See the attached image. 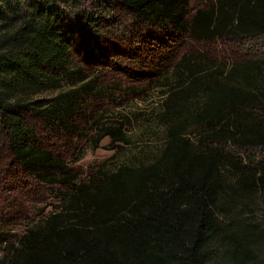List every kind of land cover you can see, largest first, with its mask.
Masks as SVG:
<instances>
[{
	"label": "trees",
	"instance_id": "obj_1",
	"mask_svg": "<svg viewBox=\"0 0 264 264\" xmlns=\"http://www.w3.org/2000/svg\"><path fill=\"white\" fill-rule=\"evenodd\" d=\"M209 1L191 13L186 0L104 3L197 42L264 36V0ZM80 2L0 0V162L13 159L39 184L70 191L58 211L3 240L0 264H264V58L218 71V79L196 77L204 55L184 54L172 70L181 82L162 92L161 161L123 166L106 187L78 185L27 116L68 130L77 99L94 91L79 85L86 77L75 62ZM104 22L85 24L104 37ZM100 130L98 143L125 142L122 127ZM254 151L262 158L241 155Z\"/></svg>",
	"mask_w": 264,
	"mask_h": 264
},
{
	"label": "rangeland",
	"instance_id": "obj_2",
	"mask_svg": "<svg viewBox=\"0 0 264 264\" xmlns=\"http://www.w3.org/2000/svg\"><path fill=\"white\" fill-rule=\"evenodd\" d=\"M80 1L79 8L73 10L72 25L78 28L72 36L77 49L75 62L86 77L79 85L91 83L94 91L81 93L68 130L48 127L27 116L43 146L64 161L67 172L77 177L78 185L106 187L108 178L123 166H151L161 161L168 128L159 116L165 97L162 92L181 82L176 81L179 77L172 75V70L184 54L204 55L203 64L199 63L203 68L196 77L211 74L218 79L222 76L218 71L230 72L233 65L264 58V36L197 42L176 29L138 25L124 7L104 0ZM186 2L187 13L204 10L211 4L209 0ZM98 16L108 22L103 25H111L102 32L104 37L85 24L87 18ZM185 73L190 76L188 71ZM192 100L189 97L188 104ZM103 125L122 127L125 142L111 143L107 137L98 143ZM241 155L262 158V153L255 151ZM69 192L62 185L39 184L13 159L2 160L0 258L5 238L16 239L25 229L58 211Z\"/></svg>",
	"mask_w": 264,
	"mask_h": 264
}]
</instances>
